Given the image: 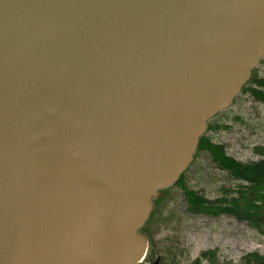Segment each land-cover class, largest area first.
<instances>
[{
	"label": "water",
	"instance_id": "95a60500",
	"mask_svg": "<svg viewBox=\"0 0 264 264\" xmlns=\"http://www.w3.org/2000/svg\"><path fill=\"white\" fill-rule=\"evenodd\" d=\"M263 58L264 0H0V264L142 262Z\"/></svg>",
	"mask_w": 264,
	"mask_h": 264
},
{
	"label": "rangeland",
	"instance_id": "374dc122",
	"mask_svg": "<svg viewBox=\"0 0 264 264\" xmlns=\"http://www.w3.org/2000/svg\"><path fill=\"white\" fill-rule=\"evenodd\" d=\"M254 70L257 78L264 77V58ZM212 120L213 127L205 134L212 143L222 145L228 156L241 162L260 158L257 148L264 145L263 101L242 91ZM241 183L217 166L206 151L196 152L183 180V185L209 200L237 196ZM167 189L155 199L156 204L163 197L142 231L148 248L139 264H238L250 252L264 255V233L249 221L228 214L195 213L188 208L180 185ZM195 259L199 261L194 263Z\"/></svg>",
	"mask_w": 264,
	"mask_h": 264
},
{
	"label": "trees",
	"instance_id": "16d2710c",
	"mask_svg": "<svg viewBox=\"0 0 264 264\" xmlns=\"http://www.w3.org/2000/svg\"><path fill=\"white\" fill-rule=\"evenodd\" d=\"M244 91L250 92L256 99L264 102V77L257 78L254 70L251 79L243 88ZM212 122L213 120L210 121L209 129L213 127ZM199 151L208 152L217 166L227 171L232 178L243 183L237 185V196L222 195L214 200H209L195 190L187 188L185 184L183 185L184 172L175 184L182 187L188 208L195 213L232 215L238 219L249 221L261 233H264V145L257 148V153L260 155L258 160L241 162L228 156L222 145L212 143L205 134L200 139L197 153ZM167 190H163L162 193L164 194ZM162 198L156 200L155 207L146 224L154 218L155 208L157 205L160 206ZM145 225L141 231H144ZM198 261L195 259L194 263ZM238 264H264V255L250 252L243 256Z\"/></svg>",
	"mask_w": 264,
	"mask_h": 264
}]
</instances>
